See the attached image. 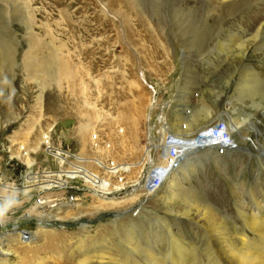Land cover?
Masks as SVG:
<instances>
[{
  "label": "rangeland",
  "instance_id": "rangeland-1",
  "mask_svg": "<svg viewBox=\"0 0 264 264\" xmlns=\"http://www.w3.org/2000/svg\"><path fill=\"white\" fill-rule=\"evenodd\" d=\"M263 106L264 0H0V200H19L0 223V264H221L219 230L183 200L264 254L241 213L264 217V156L249 138L264 143ZM206 112L226 121L229 155L188 140ZM242 120L259 132L232 131ZM172 140L195 150L170 194ZM75 166L109 191L67 178ZM155 170L163 183L146 192Z\"/></svg>",
  "mask_w": 264,
  "mask_h": 264
},
{
  "label": "bare ground",
  "instance_id": "bare-ground-1",
  "mask_svg": "<svg viewBox=\"0 0 264 264\" xmlns=\"http://www.w3.org/2000/svg\"><path fill=\"white\" fill-rule=\"evenodd\" d=\"M242 41V40H241ZM244 45V44H243ZM249 71V70H248ZM257 80V79H256ZM154 91V90H153ZM155 92V91H154ZM264 107V106H263ZM220 113V112H219ZM228 113V112H227ZM222 115V114H221ZM224 115V114H223ZM163 118L164 117H162V116H160V120H163ZM198 119H204V123H202V122H200L197 126H195L194 128L193 127H191V128H189L190 130H194L195 129V131H199V132H201V135H205V136H207V134H208V132H206L205 133V129L206 128H209L211 125H213L216 121H218V120H216V121H211L210 122V119H211V115H209V113H205V115H198ZM223 121V120H222ZM226 122V121H225ZM195 123H197V122H195ZM183 124V123H182ZM210 124V125H209ZM176 125V124H175ZM249 126L250 128L252 127V129H254L256 132H259V129L257 128V125H256V123L255 122H250V121H248V120H242V123H239V124H235V123H233L232 125H231V129H232V131H234V132H238V133H240V128H242L243 126ZM176 127V126H175ZM179 127V126H178ZM174 128V127H173ZM166 130V129H165ZM169 131V130H168ZM194 132V131H193ZM166 133V132H165ZM261 133V132H260ZM182 134V133H181ZM165 135V134H164ZM176 135V134H175ZM230 136H231V140H232V143H231V146L228 148V149H226V151H224V153L223 154H221V155H219V154H216L215 152V154L217 155V156H222V155H224L232 146H233V140H234V138L232 137V135L231 134H229ZM166 137V136H165ZM245 137H247V135H245V136H243L242 137V139H244ZM172 139H174V137H171ZM248 138V137H247ZM250 138V140H251V144H252V146L253 147H255L256 148V150H257V152L258 153H260V155L263 157L264 155H263V153H264V143H261L260 142V140L259 139H252L251 138V136L249 137ZM186 140V139H185ZM188 140H190V142L191 143H196V146H197V138H190V139H188ZM246 140V139H245ZM151 141V140H150ZM207 140H204V141H198L199 142V144H202V143H205ZM153 142V141H152ZM185 144H189V142H186ZM163 145L165 146V147H167L168 146V144L166 143V141H164L163 142ZM250 145V144H249ZM159 145H157V144H151V146H150V148L151 147H158ZM190 145H185L184 147H179L178 148V146L176 145V147H177V149H178V151H177V154H176V157L173 159V161L171 162V164H168V163H166L165 165H166V171H167V173H168V175H169V177L168 178H170V181L171 182H169L168 183V192L171 194V193H173V191H174V189H175V187H176V178L174 177V175L172 174V172L171 171H173L172 170V168H173V166H176V164H177V161L179 160V159H181V155H182V151H185V153L186 152H192V151H194L195 149H193V148H191L190 149V147H189ZM201 147H211V148H213V150H215V148L213 147V146H205V145H203V146H201ZM150 148H147V150H146V154L148 155L149 154V151H150ZM165 152L166 151H163V158H164V154H165ZM183 155H185V154H183ZM190 155V154H189ZM260 156V157H261ZM180 157V158H179ZM180 161V160H179ZM98 164L100 165V166H102V167H105L104 166V164L103 163H101V162H99L98 161ZM74 166V165H73ZM113 168V167H112ZM126 168H128V167H126ZM105 169H106V167H105ZM117 171V170H116ZM116 171H114V172H116ZM149 172V171H148ZM65 174H66V177L67 178H74V176H77V177H80V176H82L83 177V179H84V181L85 182H87V183H89V184H91V186H95V187H97V186H99V187H102V189L104 190H107V192L109 191V189L108 188H110V185H109V182H106L107 180H103V179H100V177H99V175L98 174H95V173H90V172H87L85 169H83L82 167H80V166H75L74 167V169L72 170V171H67V172H65ZM29 178L30 179H32L33 181H35V178L33 177H31V175H32V173L31 172H29ZM149 175V174H148ZM61 176H59L58 177V180H56V179H53L52 181H45V183L43 182V183H40V184H37L38 185V187H39V185H41L40 186V188H41V191L43 190V189H47V188H51L52 186H64L65 185V183H66V180H64L62 177L60 178ZM47 179H50V177L48 176V177H46ZM102 178V177H101ZM29 179V180H30ZM32 181V182H33ZM53 181H60V182H53ZM50 182V183H49ZM168 182V181H167ZM46 183H49V184H46ZM163 183V182H162ZM43 184H46V185H43ZM141 184H142V181H141ZM36 185V186H37ZM167 186V185H166ZM162 188H164V187H162ZM95 190V189H94ZM98 190V189H97ZM106 192V191H105ZM102 196H100V197H103L104 195L103 194H101ZM252 195V194H251ZM99 197V198H100ZM165 198V197H164ZM172 199H174L173 197H171ZM168 201H170L171 199H170V197H167L166 198ZM257 199V198H256ZM254 200V203H256V204H258L260 201H258V199L257 200ZM165 200V199H164ZM183 203H185L184 205H186V207H187V210H185L186 212L184 213V214H189L188 212H191L192 211V209L194 208L196 211H197V214L198 213H200V212H204L205 213V215L204 216H208V218H209V220H208V225H207V230L209 231V232H211V234L213 233V234H215V233H217L216 231L217 230H219V234L221 235V241H222V243H221V245L223 246V252H221L220 251V247H218L219 248V251H220V254L222 255L221 256V258H219V260H220V262H221V264H264V254H261V253H259L258 251L257 252H255V251H250L249 250V244H248V239H249V237L247 236V234L245 233V231H244V229H242V228H237V230L235 231V233H236V236L235 237H237V241H238V245H236L233 241H231V237H230V234H229V236L227 235V233H225L223 230H226V228L224 227V225L218 220V219H216L215 217L216 216H218V215H216L215 217L213 216V215H211L210 213H209V210H210V206H209V210H208V208H201L200 207V205L197 203V200H196V203H194V204H190V203H186V200H183ZM261 203V202H260ZM241 205V204H240ZM260 205V204H259ZM242 207V211H241V213L243 214V218H244V220L246 221V223H247V227H248V229L252 232V233H254L256 236H261V235H263L264 233V217H263V215L261 214V215H256L255 214V212L254 211H250L249 209L248 210H246L245 211V209H243V207L244 206H241ZM258 208H261L262 209V206L260 207V206H258ZM207 210V211H206ZM262 211H263V209H262ZM195 213V212H194ZM207 220V219H206ZM206 227V226H205ZM231 232V231H230ZM247 232V231H246ZM179 234V233H178ZM258 236V237H259ZM211 237H213V236H211ZM233 237V236H232ZM234 238V237H233ZM131 239V238H130ZM213 239V238H212ZM223 239V240H222ZM178 240H180V239H178ZM185 240V239H184ZM218 239H216V241H217ZM133 241V240H132ZM219 241V240H218ZM251 241H253V240H251ZM134 242V241H133ZM177 242V241H176ZM211 242V241H210ZM261 242V241H260ZM135 243V242H134ZM180 243H181V241H180ZM213 243H215V242H213ZM220 243V242H219ZM252 243V242H251ZM253 244V243H252ZM255 244V243H254ZM257 244V243H256ZM128 245V244H127ZM130 245H132V244H130ZM136 245V244H135ZM215 245V244H214ZM219 245V244H218ZM138 246H139V244H138ZM178 246V245H177ZM95 247H96V245H95ZM177 248V247H176ZM104 250H106V249H104ZM90 251V250H89ZM173 251V250H172ZM181 251V250H180ZM183 251V250H182ZM262 252V251H261ZM105 255V254H104ZM183 255V254H182ZM97 255H92V257L94 258V257H96ZM177 256H179V255H177ZM84 257H85V255H84ZM83 257V259L82 260H79V263L78 264H85L87 261H89L91 258H87V257H85L84 258ZM219 257V256H218ZM103 258V257H102ZM155 258V257H154ZM98 259V258H97ZM112 259V258H111ZM180 259V258H179ZM184 260V259H183ZM179 264V263H178Z\"/></svg>",
  "mask_w": 264,
  "mask_h": 264
},
{
  "label": "built area",
  "instance_id": "built-area-1",
  "mask_svg": "<svg viewBox=\"0 0 264 264\" xmlns=\"http://www.w3.org/2000/svg\"><path fill=\"white\" fill-rule=\"evenodd\" d=\"M207 140L205 143L200 144V146H213L215 148L216 154H223L226 149H228L231 146L232 140L231 136L229 135L227 131V125L225 121L218 120L213 125L209 127V131L207 136L199 134V140L198 141H204ZM177 147L176 143H170L168 144L166 148V152L164 154L163 163L171 164L173 159L176 157L177 154ZM162 173L161 171L157 170V173L154 174V176L151 179V182L148 184L147 177L144 180L143 183V190L148 191H155L162 185ZM149 185V186H148Z\"/></svg>",
  "mask_w": 264,
  "mask_h": 264
},
{
  "label": "clouds",
  "instance_id": "clouds-1",
  "mask_svg": "<svg viewBox=\"0 0 264 264\" xmlns=\"http://www.w3.org/2000/svg\"><path fill=\"white\" fill-rule=\"evenodd\" d=\"M19 200L18 198H6L0 200V223H3L8 216V213L12 211V209L18 206Z\"/></svg>",
  "mask_w": 264,
  "mask_h": 264
},
{
  "label": "water",
  "instance_id": "water-1",
  "mask_svg": "<svg viewBox=\"0 0 264 264\" xmlns=\"http://www.w3.org/2000/svg\"><path fill=\"white\" fill-rule=\"evenodd\" d=\"M173 142H175V141L172 140L170 143H173ZM159 172H160V171H159ZM155 173H157V170H155L154 173H150V175L147 176L148 184L151 182V179H152V177L154 176ZM148 186H149V185H148Z\"/></svg>",
  "mask_w": 264,
  "mask_h": 264
},
{
  "label": "crops",
  "instance_id": "crops-1",
  "mask_svg": "<svg viewBox=\"0 0 264 264\" xmlns=\"http://www.w3.org/2000/svg\"><path fill=\"white\" fill-rule=\"evenodd\" d=\"M212 152L214 153L215 152V150H213L212 149ZM215 154V153H214ZM216 155V154H215ZM226 155H229V154H224V155H222V156H220V157H223V156H226ZM231 155V154H230ZM217 156V155H216Z\"/></svg>",
  "mask_w": 264,
  "mask_h": 264
}]
</instances>
